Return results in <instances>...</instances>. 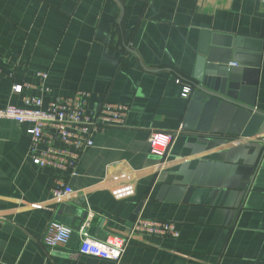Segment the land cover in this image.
Here are the masks:
<instances>
[{
	"label": "crops",
	"instance_id": "0c3cea01",
	"mask_svg": "<svg viewBox=\"0 0 264 264\" xmlns=\"http://www.w3.org/2000/svg\"><path fill=\"white\" fill-rule=\"evenodd\" d=\"M211 46L255 71L246 98L264 114L260 0H0V109L78 91L93 110L128 107L124 127L93 136L75 176L35 166L30 127L0 119V264H264V140L212 133L201 115L184 128L189 94L176 80L187 85ZM152 131H180L163 162ZM56 177L72 190L61 200ZM138 217L170 221L179 237L128 238ZM51 221L72 229L66 245H42ZM85 225L99 243L128 238L118 261L80 253Z\"/></svg>",
	"mask_w": 264,
	"mask_h": 264
},
{
	"label": "built area",
	"instance_id": "2783aa9c",
	"mask_svg": "<svg viewBox=\"0 0 264 264\" xmlns=\"http://www.w3.org/2000/svg\"><path fill=\"white\" fill-rule=\"evenodd\" d=\"M264 4V0H260ZM233 65V64H232ZM235 66V65H233ZM39 88L48 92L47 73H39ZM182 94H189L190 88L179 79ZM28 84H15L12 91L20 94ZM128 107L104 101L98 109L88 107V93L75 92L69 97H56L46 108L40 96H28L22 99V107L7 105L0 109V119L15 121L28 125L30 135L28 158L41 169H51L62 175H76L80 155L93 146V136L106 132L113 127H124ZM180 132V131H178ZM178 132L168 133L152 131L148 136L151 155L161 162L167 154ZM59 176V175H58ZM72 190L58 177L54 180L52 197L61 200L70 195ZM87 225L80 230L82 237L80 253L86 256L118 261L123 253L127 239H138L141 236L176 239L179 233L170 221L138 217L127 239L111 237L99 243L90 239L86 232ZM72 229L68 226L51 221L41 238L44 247L53 249L66 245L71 237Z\"/></svg>",
	"mask_w": 264,
	"mask_h": 264
},
{
	"label": "water",
	"instance_id": "95a60500",
	"mask_svg": "<svg viewBox=\"0 0 264 264\" xmlns=\"http://www.w3.org/2000/svg\"><path fill=\"white\" fill-rule=\"evenodd\" d=\"M227 58L228 53L203 47L192 79L187 81L190 93L184 128H191L188 122H197L201 115V119L211 122L212 133L264 140V114L255 110L252 99L246 98L254 92L255 81L249 82V76L255 71L233 66Z\"/></svg>",
	"mask_w": 264,
	"mask_h": 264
}]
</instances>
